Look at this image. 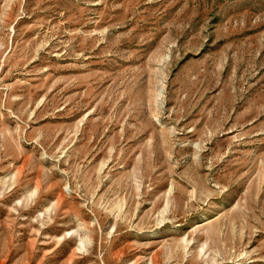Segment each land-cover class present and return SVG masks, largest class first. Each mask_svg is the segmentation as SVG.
Segmentation results:
<instances>
[{"label":"rangeland","instance_id":"obj_1","mask_svg":"<svg viewBox=\"0 0 264 264\" xmlns=\"http://www.w3.org/2000/svg\"><path fill=\"white\" fill-rule=\"evenodd\" d=\"M0 264H264V0H0Z\"/></svg>","mask_w":264,"mask_h":264}]
</instances>
